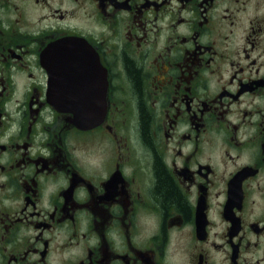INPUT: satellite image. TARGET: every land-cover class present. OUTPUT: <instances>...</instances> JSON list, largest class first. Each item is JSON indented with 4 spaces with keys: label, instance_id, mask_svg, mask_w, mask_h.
Returning <instances> with one entry per match:
<instances>
[{
    "label": "flooded vegetation",
    "instance_id": "af4514ba",
    "mask_svg": "<svg viewBox=\"0 0 264 264\" xmlns=\"http://www.w3.org/2000/svg\"><path fill=\"white\" fill-rule=\"evenodd\" d=\"M0 264H264V0H0Z\"/></svg>",
    "mask_w": 264,
    "mask_h": 264
},
{
    "label": "water",
    "instance_id": "95a60500",
    "mask_svg": "<svg viewBox=\"0 0 264 264\" xmlns=\"http://www.w3.org/2000/svg\"><path fill=\"white\" fill-rule=\"evenodd\" d=\"M77 45L78 44H76L72 40H65L57 44H53L51 46L47 57V60L49 62L51 60L50 62L51 82H50L49 96H50V102L53 105H55L59 111L75 113V115L81 122L80 124V122L77 121L78 124L85 125L88 123L89 115L92 112H95V110L85 107L81 103L76 104L73 107L71 106L75 102L74 99L75 94H77L80 97V99H82L84 93L73 90L72 87L74 84H71L75 80L73 76H67L65 73L58 71V66H60L58 65L59 61L63 60L64 63L65 60L68 59L71 60L73 63H75L76 60L82 58L81 55L82 52H80V49L74 47ZM65 47H69V48L73 47V48L70 51H60V48H65ZM73 68H68V69H73ZM61 82L64 84L60 85Z\"/></svg>",
    "mask_w": 264,
    "mask_h": 264
},
{
    "label": "trees",
    "instance_id": "16d2710c",
    "mask_svg": "<svg viewBox=\"0 0 264 264\" xmlns=\"http://www.w3.org/2000/svg\"><path fill=\"white\" fill-rule=\"evenodd\" d=\"M128 69H129V74L134 82V86L137 92L141 95L142 93L141 75L131 65L128 66ZM141 123H142L143 137L145 139H148L149 117L144 109L142 110V114H141ZM157 177H158L157 191L159 196L162 198L164 204L169 205L171 203H177L179 205H182L183 202L180 194L178 193L171 179L165 174V172L161 168H159L158 170Z\"/></svg>",
    "mask_w": 264,
    "mask_h": 264
}]
</instances>
